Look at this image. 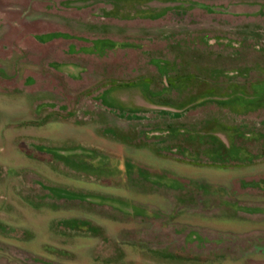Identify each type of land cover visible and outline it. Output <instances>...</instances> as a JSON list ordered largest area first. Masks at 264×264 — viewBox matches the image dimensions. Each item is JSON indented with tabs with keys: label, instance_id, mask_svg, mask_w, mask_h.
I'll list each match as a JSON object with an SVG mask.
<instances>
[{
	"label": "rangeland",
	"instance_id": "rangeland-1",
	"mask_svg": "<svg viewBox=\"0 0 264 264\" xmlns=\"http://www.w3.org/2000/svg\"><path fill=\"white\" fill-rule=\"evenodd\" d=\"M54 1L0 0V264H264L262 103L194 73L155 98L176 113L95 105L98 73H55L54 35H35Z\"/></svg>",
	"mask_w": 264,
	"mask_h": 264
},
{
	"label": "flooded vegetation",
	"instance_id": "flooded-vegetation-1",
	"mask_svg": "<svg viewBox=\"0 0 264 264\" xmlns=\"http://www.w3.org/2000/svg\"><path fill=\"white\" fill-rule=\"evenodd\" d=\"M54 5L37 13V21L54 30L35 35H54L44 45H55L49 64L55 73L73 82L98 73L84 87L95 105L109 108L103 96L111 95L124 110L167 108L155 98L174 91L183 76L203 73L198 91L232 95L233 107L260 101L257 116L264 119V0H56ZM28 14L33 16L31 11L21 16L24 23ZM109 60L125 68L112 77L95 69ZM145 77L152 80L147 91L141 88ZM205 103L190 104L185 113ZM210 109L207 114L218 112Z\"/></svg>",
	"mask_w": 264,
	"mask_h": 264
},
{
	"label": "water",
	"instance_id": "water-1",
	"mask_svg": "<svg viewBox=\"0 0 264 264\" xmlns=\"http://www.w3.org/2000/svg\"><path fill=\"white\" fill-rule=\"evenodd\" d=\"M153 110H161V111L174 112V113L178 112L174 109H169V108H158V109L157 108H151V109H148L146 111H153ZM183 111H185V110H181L180 112H183Z\"/></svg>",
	"mask_w": 264,
	"mask_h": 264
}]
</instances>
